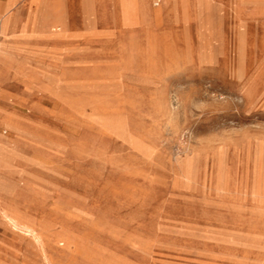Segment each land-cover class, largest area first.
<instances>
[{
	"label": "rangeland",
	"instance_id": "obj_1",
	"mask_svg": "<svg viewBox=\"0 0 264 264\" xmlns=\"http://www.w3.org/2000/svg\"><path fill=\"white\" fill-rule=\"evenodd\" d=\"M24 1L0 264H264V0Z\"/></svg>",
	"mask_w": 264,
	"mask_h": 264
},
{
	"label": "bare ground",
	"instance_id": "obj_2",
	"mask_svg": "<svg viewBox=\"0 0 264 264\" xmlns=\"http://www.w3.org/2000/svg\"><path fill=\"white\" fill-rule=\"evenodd\" d=\"M139 1H141V3L144 5H148V2H149V0H139ZM20 2L21 0H11L9 8L5 11L4 14L1 15V18H0V56L2 53V47H1V36L3 39L2 28L4 29V38H5V51H4V55L2 56L0 60V62L2 63L1 68H0V83L2 82V79L5 77L4 76L5 67H4L3 61L4 60L11 61L12 51L10 50V44H11L10 40H11L12 34L14 33V31L16 30L18 26V18L22 16V14L27 9V5L29 4L28 3L25 5V7L18 9V7L20 6L18 4ZM24 3H26V0L24 1ZM7 18L8 20L6 21Z\"/></svg>",
	"mask_w": 264,
	"mask_h": 264
},
{
	"label": "crops",
	"instance_id": "obj_3",
	"mask_svg": "<svg viewBox=\"0 0 264 264\" xmlns=\"http://www.w3.org/2000/svg\"><path fill=\"white\" fill-rule=\"evenodd\" d=\"M5 3H6V0H0V9H2V12L4 10V6H5ZM3 4V5H2ZM1 13V12H0ZM12 38V37H11ZM14 54L11 55V61H8V60H4L3 61V64H4V67L7 68V66H11V62H16V60L14 59ZM5 76V75H4ZM5 79V77L2 79V81ZM1 112V111H0Z\"/></svg>",
	"mask_w": 264,
	"mask_h": 264
}]
</instances>
